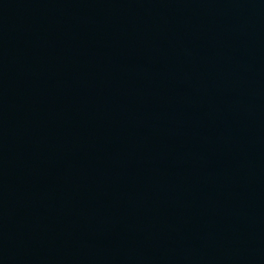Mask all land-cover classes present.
<instances>
[{"label":"water","instance_id":"obj_1","mask_svg":"<svg viewBox=\"0 0 264 264\" xmlns=\"http://www.w3.org/2000/svg\"><path fill=\"white\" fill-rule=\"evenodd\" d=\"M0 264H264V0H0Z\"/></svg>","mask_w":264,"mask_h":264}]
</instances>
